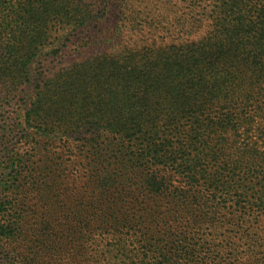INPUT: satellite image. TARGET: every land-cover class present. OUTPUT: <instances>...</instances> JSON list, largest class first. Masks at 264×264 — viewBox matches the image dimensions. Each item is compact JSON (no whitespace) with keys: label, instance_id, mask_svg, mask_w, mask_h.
<instances>
[{"label":"trees","instance_id":"trees-1","mask_svg":"<svg viewBox=\"0 0 264 264\" xmlns=\"http://www.w3.org/2000/svg\"><path fill=\"white\" fill-rule=\"evenodd\" d=\"M147 1H107V41L142 44L107 55L106 153L39 92L11 149L0 127V264H264V0H186L171 31Z\"/></svg>","mask_w":264,"mask_h":264},{"label":"rangeland","instance_id":"rangeland-1","mask_svg":"<svg viewBox=\"0 0 264 264\" xmlns=\"http://www.w3.org/2000/svg\"><path fill=\"white\" fill-rule=\"evenodd\" d=\"M107 1L111 0H0L5 2L0 4V127L7 128L1 142L10 149L17 141L14 126L19 114L30 105L26 98L39 92L44 97L34 107V118L48 119L54 127L74 129V139L90 137L91 133L85 145L94 149L92 158L106 153L107 55L142 44L138 35L122 34L107 41L117 19L111 2L107 13ZM158 1H147L148 7L135 12L153 20L164 19L163 26L171 31L174 10L184 16L186 0ZM163 33L155 34L147 26L142 35L154 40L165 37ZM54 36L60 37L54 41L58 50L52 52L49 46L36 55L44 41ZM25 79L29 81L26 84ZM96 174L98 179L105 177L103 170ZM60 181V188L70 186L71 180ZM75 185L78 190L80 182ZM192 262L213 263L201 258Z\"/></svg>","mask_w":264,"mask_h":264}]
</instances>
